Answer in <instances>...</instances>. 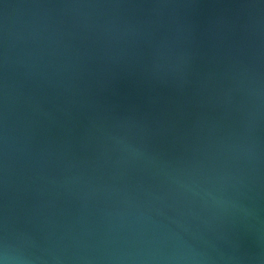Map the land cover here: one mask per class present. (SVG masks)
Instances as JSON below:
<instances>
[{
    "label": "water",
    "instance_id": "1",
    "mask_svg": "<svg viewBox=\"0 0 264 264\" xmlns=\"http://www.w3.org/2000/svg\"><path fill=\"white\" fill-rule=\"evenodd\" d=\"M0 264H264V0H0Z\"/></svg>",
    "mask_w": 264,
    "mask_h": 264
}]
</instances>
